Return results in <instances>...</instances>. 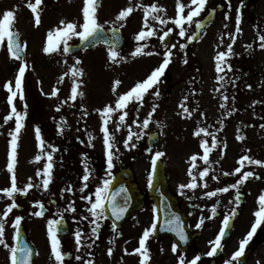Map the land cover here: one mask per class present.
Returning a JSON list of instances; mask_svg holds the SVG:
<instances>
[{
  "label": "rangeland",
  "instance_id": "374dc122",
  "mask_svg": "<svg viewBox=\"0 0 264 264\" xmlns=\"http://www.w3.org/2000/svg\"><path fill=\"white\" fill-rule=\"evenodd\" d=\"M69 1L65 3L64 0L54 7H41V11L39 6L41 22L37 26L34 14L27 6L29 0H0V18L8 10L14 12L13 31L19 33V37L26 45L27 58L25 61L11 58L6 50V41L3 46H0V179L11 178V174L7 170L11 140L9 133L15 127L14 117L7 124L4 123V117L11 111V106L7 103L9 93L6 91L5 85L11 82L15 90V79L22 63L27 65L22 82L24 99L20 100L18 93L14 104L17 111L29 115L27 120L29 125L27 124L28 131L21 132L19 136L15 174L17 179L21 178L25 186L29 183V178H31V182L37 180V185H41L39 189L42 190V177L37 176V171L42 172L47 160L46 155L41 152L35 129L37 127L40 129L45 145L44 152L52 153L54 166L65 157V145L64 142L56 146L50 143L48 141L50 131L55 132L56 130L49 131L47 127H58L57 130L60 133L63 132L67 136L72 135L77 140L79 139L80 150L88 156V160L106 159V149L101 131L102 118L98 110L103 109L105 105L112 104L114 106L118 95L130 90L137 82L146 79L162 63L163 53L166 49L159 41V36L163 35L161 29L169 28L173 30L171 44H175L176 48L172 49L171 62L158 85L159 97L152 95V92L155 91L154 88L145 96L143 106L140 107L138 113L136 112L139 107L137 103L130 104L126 109L129 111L126 123L132 125L133 132L140 133V139L135 140L134 138L133 142L136 147L133 148L129 145L126 148L124 141L128 135V129L121 128L119 132L114 133L118 151L114 149V166L111 170L131 168L140 193L147 200L149 177L152 178V160L156 152L164 153L160 160L164 163L169 191L175 197L181 196L188 189H181L180 185L192 182V177L189 175L190 168L192 175L197 178V184L202 181L206 183L213 176L223 175L226 172L232 173L240 167L239 152L248 150L247 155L252 157L250 142L253 138L262 137L264 133L260 130L251 131L246 126H249L254 120V116H251L253 113H250L254 107L253 94L264 93V75L260 81L251 79L250 83L235 87L232 82V71L227 67V65L231 66L230 57L227 59L226 65H222L224 71L217 73L216 56L220 51H226L229 44L226 9L217 16L216 23L196 47L180 48V44L186 45L188 37L195 31V24L209 10L216 8V5L224 4L225 0H207L205 9L200 16L194 18L191 24H185L186 36L184 38L179 37V29L172 23L177 15V0H102V5L97 9L98 21L104 25L105 29L121 28L125 43H127L126 47L119 51L120 57L123 59L118 57V63H112L109 60L108 48L104 47L91 50L88 53L70 55L63 54V43H61L60 50L55 53L48 54L43 51L47 46L49 32L53 33L55 40L56 30L63 27L61 21L74 22L77 25L83 23L82 9L85 0L76 3L72 2L73 0ZM180 2L189 4L190 0H180ZM153 3L164 9L159 15L167 19L169 23L161 25L150 19L149 23L156 30V35L146 41L137 42L135 36L142 30L144 24L143 8L137 6H150ZM127 7H132L134 10L123 22L124 26L120 27V22L116 21V17L121 10ZM188 10V8L185 9V15ZM78 39V37H73L68 43H77ZM138 43L148 45L145 51L159 54L133 57L131 53ZM77 59L81 62L79 65L76 64ZM74 67L82 69L83 75L74 78L71 71ZM220 76H223L224 79L220 80ZM117 79L121 81V84L114 93L113 84ZM74 82L79 84L78 93H83L82 96L78 95L75 101L70 98ZM252 84L253 87L250 89ZM53 90H57L56 96L51 95ZM224 96H227L228 99L224 100ZM221 104L225 106L222 108ZM153 105L158 107L151 116V122L147 129H141L132 124V120L137 117L139 123L148 118ZM184 108H187L188 111L185 112ZM118 115L119 113L113 117V121L118 118ZM114 127V122L109 124L110 130H113ZM199 128H205L209 133H215L218 141V147L213 149L209 155L208 164L200 159L203 156L200 145L207 140L211 146L212 137L203 133L200 136L194 135ZM61 129L62 131H60ZM157 129L162 133V141L152 148L151 153H148L146 137L151 131ZM244 135L248 136V142H242ZM237 136L241 139L238 140ZM30 139L33 146L29 144ZM19 141L22 142V147L19 146ZM238 141L243 145L241 151ZM53 148L57 150L53 151ZM38 155L42 156L40 161L36 160ZM193 155L197 156V160L194 162L191 160ZM193 163L196 164L195 168H192ZM206 167L209 169V175L201 180L199 172ZM0 185H2L1 182ZM40 194H42L41 191ZM60 198L61 196H59L58 206L55 208L56 215L66 217L68 222H75L76 219H79L76 215L77 212L70 213L69 211L67 216L62 214L64 207L75 208L77 201L72 198L61 204ZM145 203V208L139 214L144 217L148 216L150 225L147 226V229H150L151 225L156 222L157 215L154 204L148 201ZM10 204L0 202V211L3 213L6 206ZM28 208L21 213L14 211L15 217L11 221L14 222L17 216L24 219L21 220L19 227L23 226L26 230L27 238L36 251L35 264H57L51 252V241L47 230L48 221L53 218L36 216L34 213L39 211L36 204ZM140 220L138 218L133 222L140 226ZM79 226L73 224L74 229L65 239L58 238L63 253L68 250V243L75 242V232L77 230L83 232V227L80 229ZM128 228L120 229L122 233L118 236L122 240L123 247L127 245L126 234L130 231ZM100 230H102L101 233L106 231L103 227H100L98 232ZM141 233L140 229L134 234L137 238L131 240L133 246L139 247V241L143 236ZM4 240L6 244L8 242L9 247L0 245V264H10L9 248L16 244V229L13 224L9 230L5 229ZM107 244V242L104 244L103 250L109 249ZM146 247L151 254L155 253L158 256V264H176L181 258L177 248L175 253L172 251L173 242L171 239L157 240L153 232L146 241ZM82 250L77 249L78 253H81ZM78 257H83V255L79 254ZM125 258L126 264H136L141 256L139 253L131 255L126 253Z\"/></svg>",
  "mask_w": 264,
  "mask_h": 264
},
{
  "label": "flooded vegetation",
  "instance_id": "af4514ba",
  "mask_svg": "<svg viewBox=\"0 0 264 264\" xmlns=\"http://www.w3.org/2000/svg\"><path fill=\"white\" fill-rule=\"evenodd\" d=\"M64 0H42L41 7L59 5ZM69 0H65V3ZM80 0H73L76 3ZM71 2V1H69ZM35 1L33 0V2ZM226 18L228 28L229 43H232V37L235 36V42L233 43V55L230 56L232 82L235 87H240L244 83H250L251 79L259 80L264 75V49L260 48L259 35L264 34V0H225ZM240 17L241 31L236 32L237 16ZM191 36V35H190ZM251 45L252 47H247ZM253 84L250 86V89ZM255 89V88H253ZM264 91V90H263ZM254 107L250 110L251 116H254V120L246 128L251 131H258L264 133V93L253 94ZM29 115H26L24 121V129L22 133L28 131L27 120ZM29 125V124H28ZM50 130L48 141L52 144L59 145L64 142L65 145V157L59 161L53 167L52 179L48 190L39 189V187H33L27 193V195L16 194L14 199L15 203L19 207L12 210L4 223V229L9 230L11 225L14 224L15 212L21 213L28 210L29 206L33 204L37 205V202L43 204V209L39 206V211L43 212L40 218L43 216H49L53 219H58L61 215L57 214L55 208L58 206L59 196L61 204H64L65 200H76L75 212L79 219L75 222H71L66 219L68 228L72 231L73 224L80 225V229L83 227L84 235L81 238V245L78 247L76 242L68 243V250L71 252L72 259L67 264H126L125 255L135 254L134 251L138 247L133 246L131 240L137 238L134 234L141 229L142 233L150 225L148 216L145 217L142 214H136L128 221L123 223L121 227L113 230L111 221L107 219H101L97 221L100 227L106 229L105 233H101L102 230L97 232L94 236L91 229L95 227L91 223L92 217L88 212L90 203L87 200L82 199L83 196H91L93 201L95 199L94 192L97 187L103 185L105 179H112L116 174V171L111 170V176L107 172L106 159L93 161L88 160V156L80 150V141H78L72 135L67 136L66 133L59 132L58 127H47ZM242 142H248V136L244 135ZM32 140L30 139V146ZM242 142L238 141L239 150L243 149ZM49 143V144H50ZM250 145L252 147V159L260 160L264 162V135L258 138H253ZM19 146L23 144L19 141ZM263 147V148H261ZM249 151L239 152L240 159L247 155ZM105 161V162H102ZM90 171V179L87 182V187L84 191L81 188L84 186L82 177L85 175V168ZM240 167L241 164H240ZM122 169V168H120ZM118 171V170H117ZM244 171H252L254 176L249 178L244 184L238 188H231L230 186L235 184L238 179L243 175ZM260 177L259 179L255 177ZM2 185L0 190L11 187V178L0 179ZM34 185H37V180H32ZM205 183L200 182L196 189H187L184 194L177 197L181 212L184 213L188 228L191 234H194V241L191 246L185 251L180 252L179 255L184 258L185 264H189L196 256H200V260L197 264H225V261L230 260L232 254L238 249L239 242L246 237L250 231L251 226L255 222L254 213L259 210L258 198L264 195V166L251 165L247 161L244 162L242 170L236 175H217L216 179L209 178L206 182L207 187H204ZM17 187L23 188L25 185L20 179H17ZM71 188L69 192L66 189ZM229 187L230 190L226 193L217 192V195L212 198H208L204 195L207 191H216L217 189ZM42 194L39 195V192ZM180 195V194H179ZM238 197V199H237ZM0 202L12 203L13 200L8 198L2 191H0ZM1 207V205H0ZM215 207V213H212V208ZM70 208V207H69ZM69 208L64 207L63 215L67 216L70 211ZM72 211H70L71 213ZM234 213V215H233ZM3 213L0 211V215ZM30 216V213H28ZM225 215H231L229 227L226 231V235L222 240V246L218 249L217 253L213 257L207 256V252L211 249L212 243L218 235L222 221ZM140 216V217H139ZM81 217V218H80ZM87 217V219H84ZM211 217V218H209ZM140 218L139 225L133 220ZM201 218H204V224L201 228L197 229L196 224ZM24 220V219H22ZM11 221V223H10ZM138 222V221H137ZM90 224V225H88ZM88 225V226H87ZM129 227L130 230L127 234V245L122 246V240L118 238L122 232L120 229ZM19 228H23L19 227ZM24 230V228H23ZM26 231V230H25ZM27 235V234H26ZM60 238V237H59ZM65 239V238H60ZM108 243V248L112 250L111 256L108 254V250H103L104 244ZM8 245V242H7ZM150 248V246H149ZM152 248V246H151ZM77 249H83L81 253H78ZM126 252V253H125ZM83 255L80 259H77L78 255ZM150 254V260L148 264H158L156 254ZM141 259L138 258L136 264H140ZM135 264V263H133ZM176 264H179L177 261ZM235 264V262H233ZM241 264H264V225H261L254 234L253 239L246 247L245 255L241 258Z\"/></svg>",
  "mask_w": 264,
  "mask_h": 264
},
{
  "label": "snow or ice",
  "instance_id": "6c2138e0",
  "mask_svg": "<svg viewBox=\"0 0 264 264\" xmlns=\"http://www.w3.org/2000/svg\"><path fill=\"white\" fill-rule=\"evenodd\" d=\"M42 4V0H35V3H31V0H29L28 7L31 9L32 13L35 17V24L38 26L41 22L40 14L38 12L39 6ZM207 4V0H190L189 4L181 3L180 0H177V15L172 20V23L179 29L178 35L181 38H184L186 36V29L185 24H191L194 20V18L199 17L200 14L204 11L205 6ZM99 6V0H85V5L82 9L83 14V23L80 25H77L74 22H65L61 21V25H63L62 28H58L55 33V40L53 39V33L49 32L48 34V42L47 46L43 49L45 53L51 54L55 53L60 50V44L63 43V54L70 53V47L68 44V41L71 40L73 37H78L82 43L87 44L90 40L94 43L96 39L100 36V34L104 33V25L101 24L98 21L97 17V9ZM137 7L143 8L144 13V24L142 30L135 36V40L137 42L146 41L148 38L153 37L156 35V30L153 28L152 24L149 23V20L156 21L161 25H166L169 23L167 19L159 15V13L163 12L164 9L158 6L157 4L153 3L150 6H143L138 5ZM188 8L187 14L185 15V9ZM132 7H127L119 12V14L116 17V21L120 22V27H123V22L129 17V15L133 12ZM15 16L14 12L12 10L6 11L2 18H0V46H3L6 41V50L9 54V56L15 60H22L23 56L22 54L25 51L26 45L19 39V33L16 31H13V24H14ZM237 28L236 32L239 33L241 31L239 24H240V17L237 16ZM205 27L203 22H197L196 23V29L197 30H203ZM79 29V30H78ZM110 31L113 33V39L118 41V33L119 28L113 27L110 29ZM163 35L159 36V41L164 45L165 52L163 53V61L162 63L154 69L151 74L144 79L141 82H137L130 90L127 92L118 95V98L115 101L114 106L112 104L105 105L103 109L98 110L101 113L102 118V128L101 131L103 133V144L106 149V164H107V172L108 175L111 176V169L114 166V149L118 151V148H116L115 144V132H119L121 128H127L128 129V135L124 141L125 147H136V144L133 142L134 138L135 140L140 139V133L133 132L132 131V125H129L126 123V118L129 116V111L126 109L129 108V105L132 103H137L139 107H137L136 112H139L140 107L143 106L144 98L145 96L150 92V90L155 88V91L152 92V95L155 97H159V89L158 85L161 82V78L164 76L166 69L168 68L170 62H171V56H172V49L176 48L175 44H169L165 43V38L169 37L170 33L173 31L171 28L167 30H163ZM188 39L194 40L197 39L196 35L189 36ZM260 41V48L264 49V34L259 35L258 37ZM232 43H229L227 45L226 51H220L216 56V71L217 73H221L224 71V67L222 65H226L227 59L233 55V43L235 42V36L232 37ZM222 42V41H221ZM105 43H108L105 41ZM148 47L146 43L139 44L135 48V50L131 53L133 57L138 55H153V54H159V53H153L151 51H145V49ZM185 44H180V48H185ZM247 47L251 48V45H248ZM108 57L109 60L112 63H118V57H120V53L117 50V45L115 43H109L108 44ZM120 59H123L120 57ZM186 62V61H185ZM81 62L77 59L76 64L79 65ZM228 69L231 70V66L227 65ZM27 65L26 63H22L18 69V75L15 79V90L13 89L12 83L8 82L5 85L6 91L9 93V96L7 98V103L11 106L10 114L4 117V123L7 124L9 121L13 120V117L15 118V127L14 130H12L9 135L11 137L10 140V151L8 155V164H7V170L11 174V187L5 188L2 191L8 198L12 199L13 202L6 206L4 212L2 215H0V245H4L6 248L9 247L4 240L5 235V229H4V223L9 216V214L12 212L13 209L19 207L18 204L15 203V195L16 194H22L27 195L28 191L32 189L33 187H40L41 185H34L31 182V178H29V183L23 187L18 188L17 187V178L15 174V167L17 163V147H18V140L21 133L22 128L24 127V121L26 119V113H22L17 111V108L15 107L14 101L17 98V95L19 93V99H24V93L22 88V82L25 77ZM72 75L74 78L80 77L83 75L82 69H78L74 67L72 70ZM63 79V78H61ZM220 80H223L224 77L220 76ZM121 84L120 80H115L113 84V92H116L117 87ZM79 84L74 82V86L71 89V99L73 101L76 100L78 95H83L82 92L78 93ZM52 96L57 95V90H53L51 93ZM228 97L224 96V100H227ZM225 105L221 104V107L223 108ZM157 105H153L151 112L148 114V118H145L142 123L138 122L137 119L132 120V124L137 125L141 129H147L149 127V124L151 122V116L155 113ZM57 111H59V108H57ZM184 111L187 112L188 109L184 108ZM119 113L118 118L113 121V117L116 116V114ZM115 124V127L113 130H110L109 124L113 123ZM264 127V125H262ZM62 131V129L60 130ZM36 132V138L39 142V146L41 149V152L43 155H46L47 163L45 164L42 172L40 170L37 171V176L42 177V187L44 190H48L49 185L51 183L52 179V172H53V156L51 152H44V141L41 138L40 129L37 127L35 129ZM201 133L204 135H210L212 137L211 139V146H209V142L207 140L203 141L200 145V147L203 150V156L200 157L204 161L205 164H208L209 162V155L211 151L218 147V141L216 138L215 133H209L207 129L205 128H199L195 131L194 135L200 136ZM237 139H241V137L237 136ZM57 149L53 148V151H56ZM164 155L162 152H156L155 156L152 160L153 165V172L155 171V167L157 164V161ZM42 159V156L38 155L36 157L37 161H40ZM191 160L194 162L197 160V156L193 155L191 157ZM247 161L251 165H259L264 166V162L256 159H252L248 155H244L239 163L243 167L244 162ZM196 164H192V168H195ZM242 167H238L234 170L232 173H223L224 175H236L241 172ZM189 175L192 177V182L188 183L186 185H180L181 189L188 188V189H196L198 187L196 183V176L192 175V169H189ZM209 175V169L206 167L203 171L199 172V178L203 180L205 177H208ZM254 173L252 171H244L243 175L240 177V179L237 180V182L233 185H231V188H238L240 185L244 184L249 178L253 177ZM259 179L260 177H255ZM90 179V171L85 168V175L82 177V181L84 182V186L81 188V191L83 192L84 189L87 187V182ZM212 179H216L215 176L212 177ZM111 179H105L103 181V185L101 187H97L94 192V201L91 196H83L82 199L87 200L90 203V207L87 209L90 213L92 220L91 223L95 225L91 229L92 234L95 236L98 232V229L100 228V224L97 222L101 219H107L106 212L110 211L111 215L118 221L123 218L124 214L127 212L128 207V199L127 197V188L121 187L115 192H110V186H111ZM149 186H152V178L149 177ZM204 187H207L206 183L203 185ZM67 191L71 192L72 189L69 187L66 189ZM230 190L229 187H224L217 189L216 191H207L204 193L205 196L208 198L215 197L217 195V192L226 193ZM121 193H124L123 197V204L118 203L117 197L121 195ZM238 199V197H237ZM258 204H259V210L254 213L256 219L253 225L251 226L250 231L247 233L246 237L243 238L239 242L238 249L232 254L230 260L225 261V264H241V258L245 255L246 247L249 245L250 241L253 239L254 234L257 232V229L261 227V225H264V195H261L258 198ZM37 206H39L41 209H43V204L37 202ZM70 211L75 212V208L71 207L69 208ZM212 213H215L216 208H212ZM36 216H42L43 212L38 211L34 213ZM234 215V213H233ZM211 218V217H209ZM84 219H87V217H84ZM158 219V217L156 218ZM232 219L231 215H225L224 219L222 221V227L216 236L215 240L212 243L211 249L207 252V256L213 257L216 255L218 249L222 246V240L226 235V231L229 227L230 221ZM22 217L17 216L15 218L13 227L16 229V237L18 239L19 237V226L21 223ZM63 224V216L61 215L60 219H52L48 221L47 230H48V236L51 241V252L54 256L55 260L57 261V264H64V258L65 254L61 250V242L58 239V234L61 231V226ZM168 224V231L175 232V234L179 237V240L182 242H186L188 237L185 234L182 222L180 220L179 216H176L173 214V218L167 221ZM204 224V218H201L199 222L196 224V228L199 229ZM156 223L154 222L151 225L150 229H146L143 232V236L139 241V247L135 249L134 251L136 253H139L141 256L140 264H148V261L150 260L149 250L146 247V241L152 234V232L156 229ZM113 230H116V225H112ZM84 235L81 231L77 230L75 232V242L77 246L79 247L81 245V238ZM176 245L173 244L172 251L176 252ZM10 264H32L31 257H32V249L24 246V247H10ZM110 256L112 254V250L109 249ZM77 259H80V257H77ZM200 256H196L192 261L189 262V264H197V262L200 260ZM179 264H185V260L183 257L179 259Z\"/></svg>",
  "mask_w": 264,
  "mask_h": 264
},
{
  "label": "water",
  "instance_id": "95a60500",
  "mask_svg": "<svg viewBox=\"0 0 264 264\" xmlns=\"http://www.w3.org/2000/svg\"><path fill=\"white\" fill-rule=\"evenodd\" d=\"M101 0H99V6L101 5ZM219 11L222 9L219 8ZM211 11L206 17L205 20L202 22L204 23L205 27L203 30H197L195 35L197 36V39L194 40H189L188 46L191 45H196L200 40V38L206 34V31L210 27V25L215 21V17L217 14V11ZM171 36L165 38V43L170 44ZM107 41L108 43H105ZM109 43H115L117 45V50H121L125 44H124V38L122 36L121 31L118 33V41L113 39V33L111 31L105 32L100 34V36L96 39V41L93 43L91 40L85 44L82 43L81 41L78 43L77 46L69 45L70 47V53L75 54L78 52H85L88 51L91 48H95L101 45H106L108 46ZM23 59L25 58V54H22ZM147 143L149 148L157 145L161 138H159V134L157 133H151L147 137ZM153 171V168H152ZM153 178H152V186H149L148 192H149V197L152 203L155 205V212L157 213L158 219H157V226L154 231V235L156 238L161 239L165 237H170L173 239L176 245H178L180 250L186 249L192 242V237L191 234L188 231V226L185 220L184 215L179 211L178 209V203L176 202L175 198L171 195V193L168 191V181L166 180V173L164 170V165L162 161L159 159L157 161L155 171L152 173ZM134 181V176L130 170H123L117 173L114 178L112 179V183L110 186V192L117 191L121 187L127 188V197L128 199V207H127V212L124 214L123 218L120 220H116L112 215L111 212L108 211L106 212L107 217L112 221L113 224L118 227L121 225L123 222H125L130 214L136 213L139 210H141L144 207V203L142 201V196L140 195L136 184L133 182ZM124 193H121L120 196L117 197V201L120 204H123L124 200ZM173 214L176 216L180 217V220L182 222L184 231L186 236L188 237L186 242H182L179 240V237L175 234V232L168 231V224L167 221L173 218ZM68 228H67V223L65 219H63V224L61 226V231L58 235L60 236H65L68 234ZM27 246L31 248L30 244L28 243V240H26V234L24 230H21L19 232V237L17 239V244L16 247H24ZM32 249V248H31ZM34 257H35V251L32 249V257L31 261L32 264H34ZM70 255L66 253L64 259H70Z\"/></svg>",
  "mask_w": 264,
  "mask_h": 264
}]
</instances>
